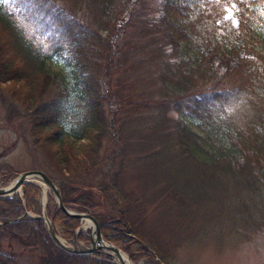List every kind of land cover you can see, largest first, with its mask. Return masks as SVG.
Listing matches in <instances>:
<instances>
[{
	"label": "trees",
	"instance_id": "16d2710c",
	"mask_svg": "<svg viewBox=\"0 0 264 264\" xmlns=\"http://www.w3.org/2000/svg\"><path fill=\"white\" fill-rule=\"evenodd\" d=\"M130 4L132 0H0V24L8 35L0 37V84L26 76L13 58H5L13 49L27 48L30 60L24 59L32 67L33 60L39 61L41 77L35 84H41L40 91L48 74L44 58H60L69 76L56 72L60 84L49 97L26 103L35 139L58 171L59 180L51 177L63 203L91 209L101 233L132 258L145 255L150 264H157V258L168 264L149 232L135 226L133 199L121 190L130 142L125 128L143 110L161 114L170 106L187 117L172 122L184 143L197 146L209 139L212 154L236 161L249 197L261 194L264 0H161L158 15L149 19L134 17ZM125 88L137 89V97H129ZM104 140L115 143L114 148L98 156ZM80 146L82 156L72 162ZM9 170L10 165L0 164L1 177ZM95 171L102 177L97 188L86 180ZM39 190L40 185L27 181L24 202L19 195H0V200L38 212ZM98 194L118 215L110 207L95 209L103 203ZM153 198L156 207L163 202L159 194ZM48 213L67 237L80 223V217L57 204Z\"/></svg>",
	"mask_w": 264,
	"mask_h": 264
},
{
	"label": "rangeland",
	"instance_id": "374dc122",
	"mask_svg": "<svg viewBox=\"0 0 264 264\" xmlns=\"http://www.w3.org/2000/svg\"><path fill=\"white\" fill-rule=\"evenodd\" d=\"M132 2L129 10L133 5L134 17L149 19L158 15L161 0ZM125 16L118 17L116 25ZM4 32L0 24V37H8ZM22 50L13 49L7 52L5 58H13L27 79L23 76L17 81L0 84V164L10 165L9 174L0 176V186L9 185L17 172L27 169L40 168L48 175L55 176V180L60 179L57 169L49 161L48 153L35 139L26 102L32 99L35 104L49 97L50 92L60 84L59 76L55 73L69 76L68 67L57 56L44 58L42 65L48 74L40 91L41 84H35L41 77L39 61L33 60L32 67L24 59L27 55L30 60L29 55L24 54L27 48ZM20 57H23L21 62ZM121 58L125 60L123 54ZM128 61L133 62V56ZM130 71L135 72L132 68ZM115 77L114 74L109 75L111 82L115 81ZM11 88L16 89V93L9 92ZM123 90L126 92L127 88ZM126 93L135 98L138 90L131 88ZM147 113L143 110L125 128L130 142L124 154L128 157L122 163L124 171L120 174L122 192L133 199L131 209L135 226L149 232V237L157 244L155 247L160 249L168 264H264V187L261 194L250 198L245 188L246 179L243 173L237 171L236 161L230 162L224 155L212 154L209 139L197 146L184 143L172 123L176 119L185 120L187 117L184 114L180 115L170 106L161 114ZM42 140L47 143L46 135ZM114 145L104 140L98 156L112 150ZM75 151L71 156L72 162L78 155L79 158L82 156L83 148L80 146ZM97 174L95 171L86 179L96 188L102 182V177ZM28 181L40 185L39 201L42 206L44 204L48 219L42 215V206L38 212L29 209V213L23 204L6 205L0 200V264H122L105 253L111 251L108 248L85 253L76 251L74 247H77V242L88 245L91 228L81 227L84 221L80 218L71 237L62 235L60 225L52 221V215L48 213V208L58 205L52 188L43 180ZM23 193L22 188L18 187V191L7 195L22 196ZM157 194L163 202L156 207L153 197ZM136 196L142 197L135 203ZM97 198L103 203L95 209L104 211L110 207L115 216L118 215L119 211L109 205L107 198L99 194ZM125 201L122 198V203ZM67 207L71 210H91H81L74 205ZM49 224L53 225L56 235L66 239L63 244L51 233ZM74 233L78 237L76 242L71 240ZM80 234L86 238H80ZM120 248L134 264H150L152 261L150 256L145 255L132 258Z\"/></svg>",
	"mask_w": 264,
	"mask_h": 264
},
{
	"label": "water",
	"instance_id": "95a60500",
	"mask_svg": "<svg viewBox=\"0 0 264 264\" xmlns=\"http://www.w3.org/2000/svg\"><path fill=\"white\" fill-rule=\"evenodd\" d=\"M17 176L16 178L13 180L12 184H9L7 186H0V194L1 195H7L9 193H12L14 191H18V187L22 188V192L25 189V183L28 180H35V181H39V180H43L49 187L52 188L53 192L56 195V202L58 203V205L60 206V208H62L66 213L70 214V215H76L78 217H80L81 219H83V217H88L91 219L93 226L90 227V241L88 242V246H86L85 248H78L75 247L76 251H80V252H95V250H102V249H110L112 251H114L115 253H119V251L121 250L119 244L114 243L112 240L108 239L106 236L103 235V233H101L100 229H99V223H97V219L96 216L93 214V212H91V210H87V211H80V210H74V209H70L69 207H67V205L65 203H63L62 201V196H61V192H59L58 186L56 184V182L53 181L52 177L50 175H48V173L44 172L42 169L38 168V169H27L25 171H20L17 172ZM26 212H28L26 210ZM43 215L45 216V210L43 209ZM47 216V215H46ZM50 228H51V233H53L56 237H58V235H56V231L53 227L52 224H49ZM81 226V225H80ZM77 231V230H76ZM95 234L98 235L97 238H95ZM73 242L78 240L77 234L74 233L73 238L71 239ZM121 261V259H120ZM158 263L161 264H165L163 263L159 258H157ZM122 264H124L121 261Z\"/></svg>",
	"mask_w": 264,
	"mask_h": 264
},
{
	"label": "bare ground",
	"instance_id": "6f19581e",
	"mask_svg": "<svg viewBox=\"0 0 264 264\" xmlns=\"http://www.w3.org/2000/svg\"><path fill=\"white\" fill-rule=\"evenodd\" d=\"M13 182V181H12ZM12 182L11 183H9V184H12ZM42 182V181H41ZM45 186V185H44ZM20 188V187H19ZM30 213V212H29ZM32 215V214H31ZM83 224L81 225V227H92L93 226V223H92V221H91V219L90 218H88V217H84L83 218ZM98 237V235L97 234H95V238H97ZM65 239V238H64ZM64 239L61 237V236H59L58 235V241L60 242V243H64ZM66 240V239H65ZM78 248H85L86 246H88L87 244H84V245H82V244H80V243H76L75 244ZM75 248V247H74ZM105 253H109L108 255H110L111 257H113V258H115V259H118L119 261H120V259H121V261L124 263V264H134V262L133 261H131V259H130V257H129V255H127V254H125V252L123 251V250H120L119 251V253H115L114 251H105Z\"/></svg>",
	"mask_w": 264,
	"mask_h": 264
}]
</instances>
